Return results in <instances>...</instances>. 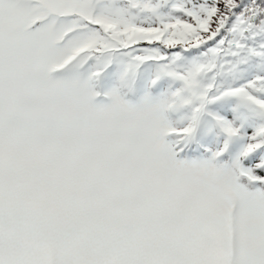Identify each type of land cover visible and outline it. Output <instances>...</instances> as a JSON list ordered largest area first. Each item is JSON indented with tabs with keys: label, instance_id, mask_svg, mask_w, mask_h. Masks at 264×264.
<instances>
[{
	"label": "snow or ice",
	"instance_id": "obj_1",
	"mask_svg": "<svg viewBox=\"0 0 264 264\" xmlns=\"http://www.w3.org/2000/svg\"><path fill=\"white\" fill-rule=\"evenodd\" d=\"M0 264H264V0H0Z\"/></svg>",
	"mask_w": 264,
	"mask_h": 264
}]
</instances>
